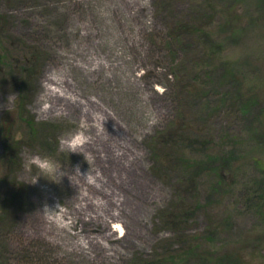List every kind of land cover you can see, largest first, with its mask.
Wrapping results in <instances>:
<instances>
[{
  "label": "rangeland",
  "instance_id": "rangeland-1",
  "mask_svg": "<svg viewBox=\"0 0 264 264\" xmlns=\"http://www.w3.org/2000/svg\"><path fill=\"white\" fill-rule=\"evenodd\" d=\"M263 1L0 0V127L4 114L14 123L0 131L6 264H147L182 249L158 219L174 190L154 164L167 151L156 135L178 116L216 135L215 149L239 136L245 156L220 198L201 182L209 205L188 233L264 264V22L251 24ZM179 22L207 27L221 55L210 58L203 33L176 38ZM12 77L26 81L21 115ZM238 87L245 113L222 101ZM76 136L85 142L69 152L62 140ZM36 153L58 175L34 182Z\"/></svg>",
  "mask_w": 264,
  "mask_h": 264
},
{
  "label": "trees",
  "instance_id": "trees-1",
  "mask_svg": "<svg viewBox=\"0 0 264 264\" xmlns=\"http://www.w3.org/2000/svg\"><path fill=\"white\" fill-rule=\"evenodd\" d=\"M262 14L261 19L251 21V24L264 22V8ZM237 17H230L227 23L233 32L238 31V27H236ZM177 26L179 34L176 35V38L180 35L183 36V34L203 33L205 43L208 44V50L210 51V58L221 55L224 41L216 39L211 32L207 31V27L204 28L188 22H179ZM22 70H25V68L23 67ZM225 73L234 79L233 73H227L226 71ZM26 74L29 76L31 71L27 69ZM11 80L14 86L20 89L16 112L21 115L25 110L24 96L21 95V92H23V87L26 86V81L19 77H12ZM244 96V91L238 87L231 96L222 98V101L230 99L233 107L237 106L238 111L245 113L248 105L241 103ZM178 117V122L175 117L163 131L156 135V143L164 145L167 151L162 156H155L154 164H160L159 170H164L169 180L173 182L174 190L172 204L160 211L158 219L166 230L176 236V244L180 243L182 249L170 250L163 259L159 258L153 263L148 262L147 264H190L197 259L202 261L201 264H245L238 249L227 251L226 249H217L219 247H214V245L208 247L203 245L204 243H210L208 237L188 233L189 226L194 218L200 211L204 212L207 205H209V198L204 199L201 182L203 180L209 181L208 197L220 198L226 192L228 187L226 177L234 174L245 158L243 154L235 149L236 144L240 145L242 143V138L234 134H227L226 137L232 141L233 146L230 149L223 146H220V149H215L216 135H209L208 131L201 129V125L192 124L186 121L185 117ZM7 119L4 114L0 127L1 132H10L11 127L13 128L14 123L7 121ZM26 122L30 128L34 124L31 118ZM261 134L262 132L257 135L261 136ZM5 140H7V135H5ZM8 145H5V153L12 159ZM177 147L179 148L176 149ZM227 220L228 217H225L223 223H228ZM207 233L208 236H211L214 232L208 230ZM2 258L0 245V264H6Z\"/></svg>",
  "mask_w": 264,
  "mask_h": 264
},
{
  "label": "clouds",
  "instance_id": "clouds-1",
  "mask_svg": "<svg viewBox=\"0 0 264 264\" xmlns=\"http://www.w3.org/2000/svg\"><path fill=\"white\" fill-rule=\"evenodd\" d=\"M86 137L76 136L75 139L62 140V144L67 147L69 152H77V148L85 142ZM84 158L87 160L85 154ZM28 167L31 170L32 166H35V174L32 176L34 182L40 176H54L57 174L58 165L54 164L52 159L47 155H41L39 153L32 154L29 156L27 161ZM76 171H79V166L75 168Z\"/></svg>",
  "mask_w": 264,
  "mask_h": 264
},
{
  "label": "bare ground",
  "instance_id": "bare-ground-1",
  "mask_svg": "<svg viewBox=\"0 0 264 264\" xmlns=\"http://www.w3.org/2000/svg\"><path fill=\"white\" fill-rule=\"evenodd\" d=\"M81 145H83V144H81ZM64 146V145H63ZM76 172V174H78L79 176H81L80 174H79V172L78 171H75ZM55 175H58V171H57V174H55ZM84 196V195H83ZM46 221L48 222V223H50L53 227H56V226H59L58 224V221H57V219H54V218H52L51 216H47L46 217ZM60 227V226H59Z\"/></svg>",
  "mask_w": 264,
  "mask_h": 264
}]
</instances>
